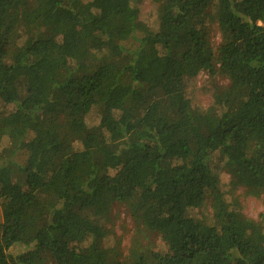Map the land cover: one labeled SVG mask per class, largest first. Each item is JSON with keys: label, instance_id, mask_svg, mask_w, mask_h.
<instances>
[{"label": "trees", "instance_id": "trees-1", "mask_svg": "<svg viewBox=\"0 0 264 264\" xmlns=\"http://www.w3.org/2000/svg\"><path fill=\"white\" fill-rule=\"evenodd\" d=\"M207 8L0 0V102L13 107L0 111V264H264V212L246 217L237 195H264V0L214 1L217 60ZM218 70L227 87L194 108L187 82ZM114 203L138 230L123 262L103 246ZM142 229L163 252L141 247Z\"/></svg>", "mask_w": 264, "mask_h": 264}, {"label": "rangeland", "instance_id": "rangeland-1", "mask_svg": "<svg viewBox=\"0 0 264 264\" xmlns=\"http://www.w3.org/2000/svg\"><path fill=\"white\" fill-rule=\"evenodd\" d=\"M215 0H208L207 8V23L206 27L210 35L209 52L211 56L217 60L219 56V50L221 47L220 32L217 22L213 14V3ZM140 19L144 24H147L151 29L157 28V17L155 6L149 2H144L140 6ZM218 67V66H217ZM218 69V68H217ZM228 85V80L221 71H217L216 75L211 77L207 73H201L195 79L187 82L186 94L190 99L192 106L196 109L207 108L212 102V96L217 89H224ZM13 107L11 105L5 106L0 102V111H11ZM87 121L89 124H97L99 122L98 114L96 111H92ZM7 148V143H4L0 147V163L7 162L6 155L3 149ZM14 161L11 164L12 177L15 183L23 185L25 181V175L21 171L18 165H22L24 162L23 156H15L12 158ZM11 160V161H12ZM217 165V173L221 182V189L227 193L229 189V176L221 170V162L214 161ZM239 202L241 204L242 213L253 220H257L258 216L264 212V195L253 196L245 194L242 190L237 192ZM227 201H230L227 197ZM194 214L200 217L201 214H210L209 206H206L201 211H196ZM2 222V214L0 209V224ZM106 238L104 242V249L106 253L115 251L118 255L120 262L125 261L128 255V249L131 243L134 241L135 233L138 232L134 219L131 216L129 208L125 204L114 203L111 213L107 221L103 222ZM140 235V245L144 250L152 252H163L164 245L160 236L157 233H151L143 231Z\"/></svg>", "mask_w": 264, "mask_h": 264}]
</instances>
